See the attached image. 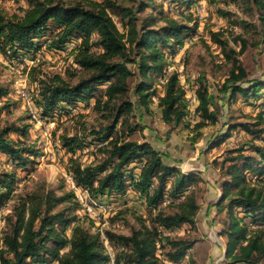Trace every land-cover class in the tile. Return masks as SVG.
<instances>
[{
    "label": "trees",
    "instance_id": "trees-1",
    "mask_svg": "<svg viewBox=\"0 0 264 264\" xmlns=\"http://www.w3.org/2000/svg\"><path fill=\"white\" fill-rule=\"evenodd\" d=\"M24 1L26 7L19 8L20 13L8 14L0 7L1 54L14 59L35 55L41 47L60 51L79 40L72 54L73 62L82 75L75 82L59 75L39 80L37 95L41 117L50 116L64 105L87 102L94 98L99 87L104 86L97 96L94 110L103 112L102 116L109 122L91 131L96 139L103 142L97 148L101 155L99 159L82 164L75 153L84 140L76 134L60 135L62 147L71 154L66 172L75 186L97 199L124 196L131 190L150 209H156L166 197L173 200L184 196L176 204H170L175 210L158 209L149 217L150 224L143 220L141 228L132 229L128 235L106 231L109 243L122 247L114 257V264H164L163 261L158 262L155 254L161 240L169 248L164 253L165 258L179 262L195 240L164 233L161 236L158 229L165 232L183 224L194 226L199 205L193 193L185 195V192L195 181V176L166 163L162 153L149 142L124 137L139 128V122L130 119L134 116V104L143 112L150 113L149 104L156 95L153 77L164 73L166 53L173 54L183 46L186 38L195 32L197 22L178 21L145 0H132L134 5H125L117 0ZM167 1L178 3L180 7L186 3V0ZM240 1L247 10L254 8L258 24L243 19L233 23L244 29L251 25L255 34L264 40V0ZM148 7L152 12L140 16ZM218 13L223 17L230 14L219 8ZM156 14L162 21L161 25H157ZM188 17L189 21L192 20L191 15ZM208 34L222 54L233 60V68L224 84L231 97L240 94L245 99L264 98V79H248L247 72L238 60L233 59L236 52L221 37V31L210 30ZM234 41H240L242 47L246 43L241 35H237ZM94 47L98 50L95 51ZM132 77L135 79L133 83ZM162 90L158 107L167 132L179 125H187L183 120L187 102L175 72L165 76ZM7 93L8 89L0 86V98ZM196 93L197 126L216 123L218 107L213 96L208 94L203 84ZM263 117L262 111L257 113L254 122L229 124L227 132L217 135L211 147L223 143L237 128L252 136L264 132V128H258L264 122ZM117 127L121 136L112 137ZM11 131L23 136L27 134L24 127L13 124L0 126V153L10 157L13 163L24 165L27 160L25 154L36 156L38 151L33 145L8 138ZM226 153L219 164L217 183L221 195L215 204L218 213H225L221 230L226 237L224 258L231 264H259L264 261V146L246 141ZM250 174L255 179L250 178ZM14 182L12 172L0 174V185L4 187L0 190V205L8 198ZM57 204L60 206L55 208ZM79 209L81 204L73 190L58 196L47 188L20 196L7 217L8 227L0 245V264H108L109 255L100 235L87 230L77 214ZM235 209H240L243 216ZM246 217L250 218V223L244 221Z\"/></svg>",
    "mask_w": 264,
    "mask_h": 264
},
{
    "label": "rangeland",
    "instance_id": "rangeland-1",
    "mask_svg": "<svg viewBox=\"0 0 264 264\" xmlns=\"http://www.w3.org/2000/svg\"><path fill=\"white\" fill-rule=\"evenodd\" d=\"M117 1L125 5L135 4L132 0ZM145 1L150 2L157 10L162 9L168 16L178 21L189 24L196 21L198 25L195 32L186 38L183 46L173 54L166 53L167 65L164 73L162 76L153 77L156 95L149 104L150 113L143 112L140 106L134 104L132 108L134 116L130 119L139 122V128L124 137L152 143L162 153L166 163L195 176V181L185 192V195L193 193L199 205L194 226L183 224L165 232L158 229L161 236L164 233L172 237L184 236L194 239V245L186 251L179 262H171L165 258L164 253L169 248L162 240L159 241L155 254L158 262L163 261L164 264H231L224 258L226 237L221 234L225 213H218L215 206L221 195L217 183L220 173L219 164L228 150L246 141L264 146V132L252 136L237 128L230 132V137L223 143L214 147H211V143L217 135L227 132L229 124L239 121L254 122L257 113L264 112V98L245 99L240 94L231 97L230 91L224 88V84L229 71L233 68V60L227 59L220 47L210 41L208 32L221 31V37L227 40L228 46L236 52L233 59L238 60L239 65L247 72L249 80L264 79V40L255 34L251 25L244 29L233 23L235 20L243 19L257 25V14L254 8L252 11L247 10L240 0H186L181 7L178 3L167 0ZM0 7L8 14L20 13L19 8L26 7V2L0 0ZM218 8L227 10L230 14L223 17L218 13ZM149 12H152L151 7L139 15ZM188 15L192 16V20H188ZM155 16L157 25H161L159 15ZM115 21L123 31L119 19L115 17ZM237 35L245 39L244 47L240 41H234ZM78 42L79 40H76L60 51L41 47L35 55L19 56L14 59L0 53V86L8 89V93L0 98V106H3L0 112V126L13 124L26 128L25 136L11 131L7 137L16 142L33 145L38 151L36 156L25 154L27 160L24 165L13 163L10 157L0 153V174L12 172L15 175L12 191L0 205V245L4 231L8 227L7 217L20 196L47 188L54 190L58 196L73 190L77 201L81 204V209L77 212L81 222L90 233L100 235L105 252L109 255L108 264H114V257L122 247L110 244L105 235L106 231L128 235L132 229H140L143 220L150 224L149 217L158 209L163 208L168 212L175 210L170 204H176L184 196L173 200L166 197L156 209H150L145 201L131 190H128L124 197L102 196L99 197L100 200L97 198L95 200L86 190H80L75 186L66 172L71 154L62 147L60 135L76 134L84 140L82 147L75 153V157L82 164L96 162L99 159L101 155L97 148L103 142L96 139L91 131L98 130L109 122L108 118L102 116L103 112L94 110L97 96L104 86L99 87L94 98L89 101L76 102L71 106L64 105L62 109L56 110L46 118L40 115L37 91L40 79L46 80L59 75L69 82L78 80L82 72L73 62L72 54ZM93 49L98 50L96 47ZM130 68L133 69V65H130ZM171 72L177 74L179 86L184 90L187 110L183 120L187 125H179L167 132V125L162 120L158 107V97L163 93L162 83L165 76ZM134 81L132 77L131 83ZM200 84L206 87L218 107L217 122L207 123L202 127L197 126L199 118L195 112L198 104L196 90ZM258 128H264V122ZM113 136H121L118 127ZM245 152L249 153V151ZM249 176L255 179L254 175ZM3 188L0 185V190ZM58 206L60 205L57 204L55 208ZM90 206H93L92 211L100 212L97 218L94 217L93 212H88L87 208ZM213 206L214 214L210 212ZM235 211L243 216L240 209ZM244 221L250 223V218L246 217ZM67 235H70V229L67 230ZM211 248H214V253H210ZM259 264H264V261Z\"/></svg>",
    "mask_w": 264,
    "mask_h": 264
},
{
    "label": "crops",
    "instance_id": "crops-1",
    "mask_svg": "<svg viewBox=\"0 0 264 264\" xmlns=\"http://www.w3.org/2000/svg\"><path fill=\"white\" fill-rule=\"evenodd\" d=\"M151 145L155 148V146L151 143ZM156 150L158 149V148H155ZM120 197V196H119ZM124 197V196H123ZM205 207H207V206H205ZM206 210H207V208H206ZM210 212H212V214H214L215 213V209H214V206H213V209H212V211H210ZM211 214V215H212ZM210 253H214V248H211V250H210Z\"/></svg>",
    "mask_w": 264,
    "mask_h": 264
},
{
    "label": "bare ground",
    "instance_id": "bare-ground-1",
    "mask_svg": "<svg viewBox=\"0 0 264 264\" xmlns=\"http://www.w3.org/2000/svg\"><path fill=\"white\" fill-rule=\"evenodd\" d=\"M198 7V6H197ZM181 14V13H180ZM197 16V15H196ZM69 54V53H68ZM95 200H97L96 198H95ZM84 204V203H83ZM89 204V203H88ZM87 205V204H86ZM92 205V204H91ZM94 205H96L95 203H94ZM103 205V204H102ZM85 206V205H84ZM96 207V206H95ZM105 208V207H104ZM90 210V211H92L93 210V206H90V207H88L87 208V210ZM111 209V208H110ZM89 212V211H88ZM106 213V212H105ZM105 213H104V215H105ZM87 214V213H86ZM92 214V213H91Z\"/></svg>",
    "mask_w": 264,
    "mask_h": 264
},
{
    "label": "built area",
    "instance_id": "built-area-1",
    "mask_svg": "<svg viewBox=\"0 0 264 264\" xmlns=\"http://www.w3.org/2000/svg\"><path fill=\"white\" fill-rule=\"evenodd\" d=\"M82 200H83V199H82ZM83 201H84V200H83ZM88 211H89V212H93L95 218H97V217L99 216V213H100L99 211H90L89 209H88Z\"/></svg>",
    "mask_w": 264,
    "mask_h": 264
}]
</instances>
